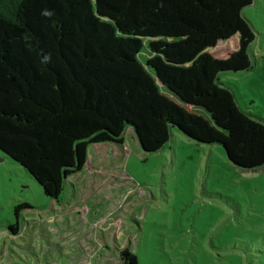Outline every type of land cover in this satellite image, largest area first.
Segmentation results:
<instances>
[{
	"label": "trees",
	"instance_id": "obj_1",
	"mask_svg": "<svg viewBox=\"0 0 264 264\" xmlns=\"http://www.w3.org/2000/svg\"><path fill=\"white\" fill-rule=\"evenodd\" d=\"M253 2L0 0V152L61 207L89 146L122 145L129 129L148 154L177 130L222 148L243 173L263 170L264 120L220 80L252 67L243 11ZM235 36L229 58L209 52ZM48 209L15 206L7 233ZM121 257L139 264L127 249Z\"/></svg>",
	"mask_w": 264,
	"mask_h": 264
},
{
	"label": "rangeland",
	"instance_id": "obj_2",
	"mask_svg": "<svg viewBox=\"0 0 264 264\" xmlns=\"http://www.w3.org/2000/svg\"><path fill=\"white\" fill-rule=\"evenodd\" d=\"M243 15L256 36L252 67L220 80L264 120V0ZM238 47L235 36L209 52L227 59ZM125 144L118 153L89 146L62 207L0 152V264H124L126 249L139 264H264V169L243 173L222 148L177 130L158 153H144L128 134ZM23 203L51 208L25 215L21 234L11 236L14 207Z\"/></svg>",
	"mask_w": 264,
	"mask_h": 264
},
{
	"label": "crops",
	"instance_id": "obj_3",
	"mask_svg": "<svg viewBox=\"0 0 264 264\" xmlns=\"http://www.w3.org/2000/svg\"><path fill=\"white\" fill-rule=\"evenodd\" d=\"M238 39H239V38H238ZM126 134L130 135L131 138L133 139L134 143H135V146L138 147V148H140V147H139V144H138V142H137V139H136V137H135V135H134V133H133V131H132V129H129V130L127 131ZM130 141H131V139H130ZM130 144H131V142H130ZM95 145H99V144H95ZM100 145H109V146H112V148L115 150L116 153H118V152H120V151L123 152V149L126 148L125 140H124V144H123V145L115 144V143H104V144H100ZM87 161H88V158H87ZM86 163H87V162H86ZM85 166H86V164H85ZM84 168H85V167H84ZM83 171H84V169H83ZM83 171H82V172H83ZM82 172H81V173H82ZM79 174H80V173H79ZM74 177H75V176H74ZM74 177H72V178H74ZM70 179H71V178H70ZM70 179H69V180H70ZM67 182H68V181H67ZM66 185H67V183H66Z\"/></svg>",
	"mask_w": 264,
	"mask_h": 264
},
{
	"label": "water",
	"instance_id": "obj_4",
	"mask_svg": "<svg viewBox=\"0 0 264 264\" xmlns=\"http://www.w3.org/2000/svg\"><path fill=\"white\" fill-rule=\"evenodd\" d=\"M238 38H239V36H237ZM223 42V41H222ZM221 42V43H222ZM227 42V41H226ZM213 49V48H212ZM133 131V130H132ZM134 133V132H133ZM134 135H135V133H134ZM135 137H136V135H135ZM136 139H137V137H136ZM137 142H138V140H137ZM138 144H139V142H138ZM123 145V144H122ZM139 147H140V149L142 150V148H141V146H140V144H139ZM143 151V150H142ZM144 152V151H143ZM145 153V152H144ZM227 157V156H226ZM228 159V158H227ZM229 161V160H228ZM230 162V161H229ZM231 163V162H230ZM232 164V163H231ZM232 165H234V164H232Z\"/></svg>",
	"mask_w": 264,
	"mask_h": 264
}]
</instances>
